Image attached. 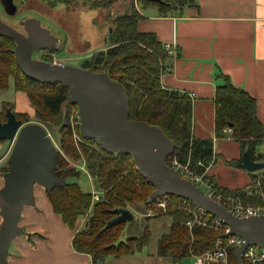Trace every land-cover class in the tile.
<instances>
[{
  "label": "trees",
  "instance_id": "1",
  "mask_svg": "<svg viewBox=\"0 0 264 264\" xmlns=\"http://www.w3.org/2000/svg\"><path fill=\"white\" fill-rule=\"evenodd\" d=\"M41 1L55 8L58 3H67L68 0ZM138 1L143 6L154 4L164 13L194 4L193 0ZM88 7L97 8L99 4L94 0ZM141 17L136 9L115 16L109 32V45L84 58L80 66L96 72H106L110 78L125 87L129 118L160 127L174 142L170 157H176L181 163L189 161L191 166L197 160L208 164L214 156L213 141L211 138H196L192 135L191 97L186 92L162 86L160 76L167 53L153 32L137 30V21ZM14 46L13 39L0 35V90L8 89L12 78L13 89L25 92L37 120L44 124H57L60 150L69 159L83 163L88 175L96 181L97 189L101 191L99 199L94 202L91 192L83 191L76 181H66L69 177L79 176L83 171L69 165L56 149L55 174L63 176L65 184L54 186L47 191V196L52 210L60 215L63 223L74 230L71 240L73 249L90 255L93 264H99L110 256L117 258L141 250L151 235L147 223H143L135 215L131 222L122 220L110 225L107 223L117 215L115 210L118 208L130 209L129 205L137 203L146 207L148 196L154 187L140 174L129 153L107 152L96 140L82 137L79 124L75 132L82 141L76 147L70 123H63L64 105L70 85L39 82L26 77L15 61ZM56 48L43 50L47 54L41 59L53 61L51 54ZM218 76L223 82L216 86L214 95L215 134L221 135L222 129L229 126L240 145V156L225 160V163L240 166L244 152L252 160H262L263 154L257 152V145L264 139V127L256 113L255 98L235 86L223 73L219 72ZM9 108L13 111V107ZM75 108L76 104L68 106L69 110ZM14 112L20 119L23 116L22 120L28 118L27 112ZM167 163H170L169 157ZM196 169L201 172L204 167L197 166ZM260 182L264 190V175L260 176ZM218 188L224 194L241 195L244 202L259 201L258 196H247L243 188ZM181 201L180 197L169 195L166 211L156 210L160 211L157 214L168 216L171 220L168 232L158 239L156 255L169 258L171 264H180L184 256L199 255L212 249L218 239L224 244L227 240V237L222 236L225 225L217 229L193 225L189 229L185 221L190 214ZM208 216L213 217L210 214ZM81 217L83 222L77 227ZM133 228L134 232H129ZM123 231L126 232L124 238L121 237ZM236 249L235 245L227 246L228 264H237Z\"/></svg>",
  "mask_w": 264,
  "mask_h": 264
},
{
  "label": "water",
  "instance_id": "2",
  "mask_svg": "<svg viewBox=\"0 0 264 264\" xmlns=\"http://www.w3.org/2000/svg\"><path fill=\"white\" fill-rule=\"evenodd\" d=\"M0 3L7 14L16 13L13 0H0ZM20 25L24 32L0 17V35L15 41L13 53L22 73L39 82L69 84L64 117L68 106L76 104L82 137L96 140L107 152L129 153L140 174L154 187L148 196L150 200L160 195H174L218 217L226 226L222 236L237 235L244 239L236 249L237 264H242V253L249 244L264 247V214L236 216L190 179L182 177L167 163L174 142L157 125L129 118L127 92L120 82L106 72L34 57L35 52L55 48L58 39L34 17L21 20ZM0 140L12 144L7 158L10 169L3 174L4 183L0 188V264H8L7 250L11 240L23 232L18 221L22 208L34 203V186L50 191L54 186H64L65 180L55 174L56 150L40 123L28 122V118L22 120L8 107L5 120H0ZM241 167L248 171L260 170L264 168V161L252 160L244 152ZM115 211L117 215L108 225L134 219L131 209Z\"/></svg>",
  "mask_w": 264,
  "mask_h": 264
},
{
  "label": "crops",
  "instance_id": "3",
  "mask_svg": "<svg viewBox=\"0 0 264 264\" xmlns=\"http://www.w3.org/2000/svg\"><path fill=\"white\" fill-rule=\"evenodd\" d=\"M133 1H130L129 9H123L121 5H126V0H115L111 7L116 5L119 11L114 17L136 9L142 15L137 21L138 31L153 32L163 46L165 43L175 46L174 54L166 52L160 81L163 87L186 92L191 97L192 135L213 141L214 159L206 169L207 176L218 186L229 189L254 188L256 178L264 175V168L248 171L241 165L225 163V160L240 156V145L233 135L227 136L223 131L216 136L214 95L216 86L223 82L218 76L221 72L255 98L256 113L264 127V0H193L192 5L166 13L154 4L143 6L138 0ZM86 8L96 12L98 19L102 8ZM69 16L64 13L63 19ZM56 25L69 29V26ZM104 29L109 34L111 27L104 26ZM108 45L109 42L101 49ZM89 56H83L82 60ZM13 91L16 101L27 107L30 105L25 92ZM18 109L17 112H23L22 107ZM259 148L264 149V139L257 145V152H261ZM6 152L0 155V164ZM261 153L264 157V151ZM229 170L239 175L244 173V181L226 184L223 176ZM3 182L0 176V188ZM33 193L34 203L22 208L18 221L23 232L9 244L8 264H93L90 255L73 249L74 230L52 210L47 191L43 187L36 190L34 186ZM1 222L0 216V225Z\"/></svg>",
  "mask_w": 264,
  "mask_h": 264
},
{
  "label": "rangeland",
  "instance_id": "4",
  "mask_svg": "<svg viewBox=\"0 0 264 264\" xmlns=\"http://www.w3.org/2000/svg\"><path fill=\"white\" fill-rule=\"evenodd\" d=\"M88 1L89 2L87 3L85 0H68L67 3H58L55 8H51L48 4H45L41 0H25L24 4H21L19 0H15L17 5L16 13L14 15H9L0 7V17L4 22L18 30H23L22 26L20 25L21 20L28 17H34L38 19L40 24L43 27L48 28L50 32L53 33L58 39L56 46L57 48L55 52L51 54L53 60H56L57 62L65 61L67 64L72 65H80L83 56H87L94 51L101 49L108 42H110V36L107 30L104 29V26L112 28V20L114 15H116V13L119 11V9H116V5L111 7L115 0H95L96 3L99 4V7L102 8L97 19L95 18L97 15L96 12L86 8L92 2V0ZM130 1L132 2L133 0H126L125 3L127 4H122L121 8L125 9L126 7L129 9ZM132 4H134V1ZM111 11H113V13ZM64 13H68L70 16L67 19H63ZM96 22L100 28L96 26ZM56 24L66 27L69 26V29H61V27L57 26ZM45 54H47V52L45 53L44 51H38L35 52L33 56L36 58H43ZM10 81V87H12V78H10ZM10 87L6 90H0V120H5L6 108L13 107V111H19L20 109L18 108L22 107L21 110L28 113V122H37L45 127L48 135L52 139L54 149H57L61 152L60 154L65 159V161L68 162L69 165H74L83 171L79 176L69 177L66 179V181H76L83 191L95 193L94 198L92 195V201H97L101 195V191L97 189L96 181L88 175L84 164L69 159L60 150L58 143L59 133L57 124H44L37 120L34 115L33 107L31 105L27 107L23 105L21 101H16V94ZM73 111L74 109H68L66 116L63 117V123L66 121L70 123V116ZM21 118L24 119L23 116ZM224 134L229 136L228 133ZM0 145V155H4V152L7 150V155L0 164V176L3 179V174L10 169L7 158L12 144L7 140H3L0 142ZM75 145L78 147L76 143ZM259 150L261 152L264 151L263 148H259ZM226 173L227 174L223 176V181L226 184L235 185L244 181V173L239 175V173L236 174L234 170L226 171ZM39 187L42 186L37 184L35 185L36 190H38ZM152 201H149L150 205H148V202L146 207L142 203L129 205L134 215L143 223H147L151 234L148 242L141 248V250L135 251L133 254L123 255L117 258L110 256L99 264H171L169 258L158 257L156 255L158 239L163 233L168 232L171 220L168 216L157 214L160 213L161 210L156 211L158 208ZM82 222L83 219L81 217V219L78 221V225H80ZM134 230L135 229L133 228L129 232L132 233ZM125 233V231L121 233L122 238L125 237ZM195 261V256L187 255L180 260V264H194Z\"/></svg>",
  "mask_w": 264,
  "mask_h": 264
},
{
  "label": "built area",
  "instance_id": "5",
  "mask_svg": "<svg viewBox=\"0 0 264 264\" xmlns=\"http://www.w3.org/2000/svg\"><path fill=\"white\" fill-rule=\"evenodd\" d=\"M164 49L168 54H174L176 52V48L172 43H165ZM78 124L79 114L78 109L75 108L70 116V125L73 131L74 141L77 145L82 141L79 134L75 132V128ZM222 131L224 133H228L231 136L233 134L232 128L229 126L224 127ZM169 158L170 163L168 164L175 167L182 177L190 179L214 200L224 205L227 209L231 210L236 216L244 217L249 215L264 214V190L261 186L260 176L257 177L254 188L244 189L247 196H258L259 201L244 202L241 195L224 194L218 188L217 184L209 176H207L206 169L208 168L209 163L213 161V157L208 164H204L201 160H197L194 166H191L189 161L186 163H181L176 157L169 156ZM260 161H264V157ZM197 166H203L204 170L198 172L196 169ZM92 195L94 198L95 193L92 192ZM168 199L169 195H160L154 198L153 202L157 206L158 210L165 212ZM181 200L183 207L190 214V217L185 221V224L189 229H191L193 225L209 226L215 229L224 225L222 220L216 216L210 218L208 216L210 213L197 206L192 201L185 198H181ZM149 201L152 200L149 199ZM148 205H150V202ZM224 231H226V226ZM243 241L244 239L237 235L227 237L225 244L221 239H218L216 241V246L212 249H209L199 255H193L196 257L194 264H228L227 246L235 245L238 247ZM242 264H264V247L255 244H249L242 253Z\"/></svg>",
  "mask_w": 264,
  "mask_h": 264
},
{
  "label": "flooded vegetation",
  "instance_id": "6",
  "mask_svg": "<svg viewBox=\"0 0 264 264\" xmlns=\"http://www.w3.org/2000/svg\"><path fill=\"white\" fill-rule=\"evenodd\" d=\"M19 2H20L21 4H24V3H25V0H19ZM13 3L16 5L15 0H13ZM16 6H17V5H16ZM0 7H1V9H3L2 6H1V3H0ZM22 29H23V27H22ZM20 31L24 32V30H20ZM1 121H4V120H1Z\"/></svg>",
  "mask_w": 264,
  "mask_h": 264
}]
</instances>
